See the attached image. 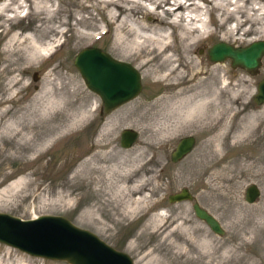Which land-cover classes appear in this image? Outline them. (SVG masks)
Segmentation results:
<instances>
[{
	"label": "rangeland",
	"instance_id": "obj_1",
	"mask_svg": "<svg viewBox=\"0 0 264 264\" xmlns=\"http://www.w3.org/2000/svg\"><path fill=\"white\" fill-rule=\"evenodd\" d=\"M11 1L20 7L11 19L0 15V69L10 64L5 47L10 36L16 35L13 75L21 84L15 86L20 100L13 105L18 109L31 102L34 92L47 82H53L55 89L61 83L74 94L61 95L45 125L62 128L73 118L80 121L48 145L0 141V191L22 176L31 182L12 191L11 202H0V212L21 219L31 218L33 213L63 216L125 252L133 264H224L223 260L235 256H244L245 264H264V103L255 105L252 101L256 83L264 76V56L253 75L231 67L228 59L219 61L230 80L220 98L222 119L216 127V120L204 116L189 126L179 125L174 112L165 115V105L159 100L165 87L145 79L143 70L116 49L122 28H137L134 18L153 24L150 4L137 0L149 13L141 9L129 16L113 5L116 0ZM126 1L117 3L130 8ZM244 1L239 2L244 12L227 20V14L199 0H184L208 10L203 17H208L212 34L194 49L202 64L213 65L206 50L217 41L244 46L264 40V18L253 24L245 22L236 36L222 38L224 29L233 30L236 20L260 18V12L252 15L251 9L264 6V1ZM233 4L231 0V5H226L228 13L234 12ZM157 13L161 15V10ZM179 26L165 29L171 43ZM88 46L128 63L140 80L141 88L134 98L100 118V99L86 88L72 63L75 54ZM31 48L36 50L34 58L21 62ZM34 73L36 80L32 79ZM10 75L7 70L0 73L1 89ZM237 78L246 82L237 84ZM243 116L253 120V131L247 139L237 141L234 135ZM124 128L137 132L128 148L119 145ZM188 135L194 138L193 149L179 161L170 162L169 152L178 139ZM82 159L87 160L83 177L76 174ZM124 181L129 186L143 181L144 186L132 196L117 194V186ZM249 184L259 190L252 203L244 200ZM182 187L216 218L221 235L194 216L192 201L167 202V195ZM58 194L64 202L54 201ZM144 197L137 210L122 214L127 201ZM130 243L132 248L128 249ZM0 264L67 263L33 257L0 243Z\"/></svg>",
	"mask_w": 264,
	"mask_h": 264
},
{
	"label": "bare ground",
	"instance_id": "obj_2",
	"mask_svg": "<svg viewBox=\"0 0 264 264\" xmlns=\"http://www.w3.org/2000/svg\"><path fill=\"white\" fill-rule=\"evenodd\" d=\"M137 0H127L130 8H125L117 3L113 5L127 14L134 16L139 10L148 12L143 5H139ZM144 3L152 6V12L155 16L153 24H145L142 20L134 18L133 23L136 29L125 25L122 28V34L116 40V49L118 53L125 58L131 59L137 67L143 70V76L151 83H160L165 87V93L159 100L165 105V115L169 116L170 112H174L177 116L176 124L191 125L201 116L208 117L210 120H216L214 127L221 122V101L225 87L228 85L230 77L226 76L225 68L222 62H212V66H207L198 61L194 56V49L212 33L209 29V21L203 16L208 10L198 6L195 2L186 4L184 0H142ZM209 5L214 10L227 14V20L235 19L234 14H240L242 6L239 2L243 0H234V12L228 13L226 5H231V0H199ZM227 1V2H226ZM261 1V0H260ZM264 1V0H262ZM245 3H255L254 0H246ZM18 4H14L11 0L0 1V15L4 20L13 18L17 13ZM157 9L161 10V15L157 13ZM264 6L253 11L252 15L260 12V18L246 17L245 20H236L234 29H224L222 38L227 40L236 36L239 29L245 22L262 20L264 18ZM148 12V13H149ZM7 13V14H6ZM221 14V15H222ZM7 16V18H6ZM225 22H222V27ZM180 25V31L175 34V39L171 43L168 35L165 34L167 27H175ZM237 38L236 40H240ZM18 40L16 35H11L5 47L6 57L9 60V66L0 69V73L8 71L9 78L0 88V141L8 140L12 144H44L48 145L58 134L68 131L76 125L80 119L73 118L67 121L62 128H47L48 114L58 105L61 95L70 97L73 95L68 91L67 87L55 89L53 82L47 84L32 95L31 102L16 109L13 103L20 100L15 89L16 84H21V79H17L13 75L14 64L17 63L15 51ZM52 47V46H51ZM49 47L48 49H50ZM36 50L31 48L27 57H21L20 61H29L33 57ZM34 54V55H35ZM34 58V57H33ZM31 61V60H30ZM243 78H237L236 83H245ZM43 103L37 105V102ZM238 113V112H237ZM47 120V121H46ZM253 120L248 116H243L234 135V140L247 139L253 131ZM159 134H162L158 130ZM164 135V132H163ZM33 141H37L33 143ZM32 150V149H30ZM31 152V151H30ZM87 160L82 159L76 174L81 177L86 173ZM77 175V176H78ZM31 182L26 176L19 177L17 180L8 184L0 191V202H11L13 195L10 194L14 190L29 185ZM144 182L127 185L124 181L117 186V194H137L142 188ZM31 185V184H30ZM144 198L131 199L125 203L122 212L124 216L133 213L145 201ZM56 202H64L63 195L58 194L55 198ZM3 203V204H6ZM66 203V202H65ZM3 207L0 204V207ZM33 213V217H35ZM132 248V244L128 245V249ZM239 249V248H238ZM224 264H245L244 256H235L223 260Z\"/></svg>",
	"mask_w": 264,
	"mask_h": 264
},
{
	"label": "water",
	"instance_id": "obj_3",
	"mask_svg": "<svg viewBox=\"0 0 264 264\" xmlns=\"http://www.w3.org/2000/svg\"><path fill=\"white\" fill-rule=\"evenodd\" d=\"M206 56L212 62L228 59L231 67H239L253 75L264 56V40H254L244 46H232L217 41L207 48ZM72 63L86 88L100 99L103 113H108L131 100L140 91L136 70L97 47L80 49ZM32 79H37L35 73ZM252 101L255 105L264 103V76L256 83ZM136 137L137 132L124 128L119 133V145L128 148ZM193 147L192 136L181 137L170 151V162L179 161ZM258 195L259 190L255 184L245 187L244 200L247 203H252ZM180 201H192L194 216L213 233H223L216 218L200 207L185 187L167 195L169 203ZM0 243L33 257L63 261L67 264H133L125 252L115 249L93 232L76 226L60 215L41 214L21 219L0 212Z\"/></svg>",
	"mask_w": 264,
	"mask_h": 264
},
{
	"label": "flooded vegetation",
	"instance_id": "obj_4",
	"mask_svg": "<svg viewBox=\"0 0 264 264\" xmlns=\"http://www.w3.org/2000/svg\"><path fill=\"white\" fill-rule=\"evenodd\" d=\"M103 114H104V113L102 112V109H99L98 112H97L98 117L100 118ZM98 117H97V118H98ZM194 142H195V141H194ZM169 155H170V152H169V154H168V158H169Z\"/></svg>",
	"mask_w": 264,
	"mask_h": 264
}]
</instances>
